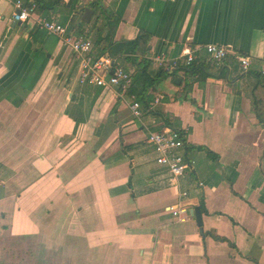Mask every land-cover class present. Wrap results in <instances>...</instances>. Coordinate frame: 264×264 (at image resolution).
<instances>
[{
  "label": "crops",
  "instance_id": "crops-1",
  "mask_svg": "<svg viewBox=\"0 0 264 264\" xmlns=\"http://www.w3.org/2000/svg\"><path fill=\"white\" fill-rule=\"evenodd\" d=\"M23 1L33 17L18 24L0 0V264L35 248L40 258L19 262L264 264V123L254 104L264 109V0ZM106 17L119 20L113 41L148 38L138 57L152 69L192 55L210 76L188 92L182 71L167 77L136 118L127 88L80 84V59L34 21L87 37L95 57L91 29ZM206 44L225 58L210 60ZM167 122L190 165L176 185L146 142ZM177 205L184 220L169 210Z\"/></svg>",
  "mask_w": 264,
  "mask_h": 264
},
{
  "label": "built area",
  "instance_id": "built-area-1",
  "mask_svg": "<svg viewBox=\"0 0 264 264\" xmlns=\"http://www.w3.org/2000/svg\"><path fill=\"white\" fill-rule=\"evenodd\" d=\"M11 2L14 7L12 20L15 22L27 23L33 17V7L27 6L23 0H4ZM38 28L45 30L48 34L57 36L63 45L69 47L74 54L80 59V75L78 82L80 84H88L107 88L110 86L118 87L124 91L130 84V74L126 72L118 64L113 63L106 57L92 56V43L85 36H68L66 29L54 20L36 18L34 19ZM210 60L220 63L227 54V49L216 45L206 44L204 46ZM162 63L163 59H158ZM238 62L242 72L248 69V59L238 57ZM193 61L192 55L185 57V65ZM178 61H171L168 65H162L165 70L171 71L176 67ZM133 116L141 117L142 111L138 102L134 101L130 106ZM146 142L152 146L155 153L154 161L156 165L163 167L168 176L169 181L174 185L178 184V180L190 171V165L185 159L181 150L184 148V140L182 135L173 129H167L161 132H152L148 134ZM187 196L186 192L179 193L180 198ZM171 214L179 220H184L187 216L185 210L181 206L169 208Z\"/></svg>",
  "mask_w": 264,
  "mask_h": 264
},
{
  "label": "trees",
  "instance_id": "trees-1",
  "mask_svg": "<svg viewBox=\"0 0 264 264\" xmlns=\"http://www.w3.org/2000/svg\"><path fill=\"white\" fill-rule=\"evenodd\" d=\"M58 4L61 0H54ZM35 3L38 0H34ZM27 4V3H26ZM98 5L97 2L91 3L93 8H96ZM45 6H47L45 4ZM99 6V5H98ZM107 23L103 25V29L106 30V34L102 37V28L100 26L94 29L93 35V46L95 49V57H99L103 54H108L111 56L123 57L125 60L129 61L135 66V71L130 76V84L127 87V94L133 96L134 100L139 103L141 110L147 111L151 106L153 101V96L150 93V90H153L158 84L165 80L169 76H175V73L182 71L187 79L193 80L196 78V81H204L207 77L210 76L208 73V66L198 64L196 61H192L190 64H178L171 71L165 70L163 67L158 69H152L151 61L148 59H139L138 53H143L145 51L148 38L144 35H139L133 40H125L116 42L113 41V34L115 27L117 26L119 20L115 18L106 17ZM102 29V30H101ZM191 83H185V91L191 88ZM256 108V117L259 122L264 123V109L261 111L257 106L259 102H254ZM169 128L174 129V127L165 123Z\"/></svg>",
  "mask_w": 264,
  "mask_h": 264
},
{
  "label": "rangeland",
  "instance_id": "rangeland-1",
  "mask_svg": "<svg viewBox=\"0 0 264 264\" xmlns=\"http://www.w3.org/2000/svg\"><path fill=\"white\" fill-rule=\"evenodd\" d=\"M51 252H54V249L53 248H50L49 249V253H51ZM9 253L10 252H7V254H9ZM25 254L26 255H29V256L28 257H25V255L24 254H20L19 251H17V253H12V257H13V260H14V262L12 264H21L19 262L21 258L22 259H25V258L29 259V257H32L36 261L37 258H40L41 257V255L43 254V252L41 253V251L39 249H36L35 248V249H33V252H26ZM14 257H16V258H14ZM5 264H9V263H6L5 262Z\"/></svg>",
  "mask_w": 264,
  "mask_h": 264
},
{
  "label": "water",
  "instance_id": "water-1",
  "mask_svg": "<svg viewBox=\"0 0 264 264\" xmlns=\"http://www.w3.org/2000/svg\"><path fill=\"white\" fill-rule=\"evenodd\" d=\"M90 15H91V11H90L89 9H86V10L84 11V17H83V19H84V20H88ZM18 24H20V23L18 22ZM193 215L195 216V219H196L197 225H198V226H201L200 212H199V209H198L197 207H195V208L193 209Z\"/></svg>",
  "mask_w": 264,
  "mask_h": 264
}]
</instances>
